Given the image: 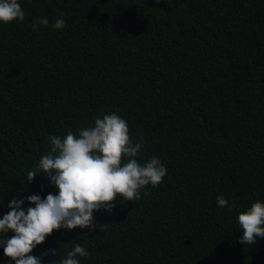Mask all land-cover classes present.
Masks as SVG:
<instances>
[{
  "label": "trees",
  "instance_id": "trees-1",
  "mask_svg": "<svg viewBox=\"0 0 264 264\" xmlns=\"http://www.w3.org/2000/svg\"><path fill=\"white\" fill-rule=\"evenodd\" d=\"M19 3L23 21L0 25V217L13 196L54 192L26 183L49 136L105 114L142 142L139 162L167 165L139 200L94 212L95 230H54L31 254L55 249L49 264L75 241L80 264H264V238L240 243L236 223L264 200V0Z\"/></svg>",
  "mask_w": 264,
  "mask_h": 264
},
{
  "label": "clouds",
  "instance_id": "clouds-1",
  "mask_svg": "<svg viewBox=\"0 0 264 264\" xmlns=\"http://www.w3.org/2000/svg\"><path fill=\"white\" fill-rule=\"evenodd\" d=\"M23 19L19 0H0V25ZM48 23L46 18H40L33 28ZM65 26L63 19L52 25L56 30ZM48 139L50 150L28 171L26 183L37 175H45L54 192L43 198L39 194L13 196L7 203L9 210L0 217V247L13 264H45L44 257L55 256V249H48L41 256L31 253L54 230L93 231L94 212L110 213L117 198L139 200L141 190L148 185L156 187L167 175V165L159 157L138 161L142 142L130 139L127 121L115 112L95 118L90 126L75 133L68 131L64 136ZM216 203L229 211L235 207H230L222 194L216 197ZM236 223L242 230L240 243L253 245L264 238V200L258 199L239 211ZM70 244L66 255L49 264H80V258L89 256L81 243Z\"/></svg>",
  "mask_w": 264,
  "mask_h": 264
}]
</instances>
